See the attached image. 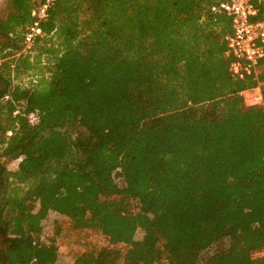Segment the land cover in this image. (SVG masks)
Returning a JSON list of instances; mask_svg holds the SVG:
<instances>
[{
    "label": "trees",
    "instance_id": "16d2710c",
    "mask_svg": "<svg viewBox=\"0 0 264 264\" xmlns=\"http://www.w3.org/2000/svg\"><path fill=\"white\" fill-rule=\"evenodd\" d=\"M38 1L0 18V264H56L50 212L105 240L71 264H264V58L231 77L219 0H55L23 53Z\"/></svg>",
    "mask_w": 264,
    "mask_h": 264
},
{
    "label": "built area",
    "instance_id": "2783aa9c",
    "mask_svg": "<svg viewBox=\"0 0 264 264\" xmlns=\"http://www.w3.org/2000/svg\"><path fill=\"white\" fill-rule=\"evenodd\" d=\"M55 0H40L30 10L31 21L26 25L21 38L23 53H31L38 36L41 21ZM212 12L223 13L230 20V31L225 35V56L228 71L233 79L256 78L260 61L264 58V0H219L210 6ZM245 106L262 103L260 84L238 92ZM31 119L34 118L30 114Z\"/></svg>",
    "mask_w": 264,
    "mask_h": 264
},
{
    "label": "rangeland",
    "instance_id": "374dc122",
    "mask_svg": "<svg viewBox=\"0 0 264 264\" xmlns=\"http://www.w3.org/2000/svg\"><path fill=\"white\" fill-rule=\"evenodd\" d=\"M37 0H35L36 2ZM14 11L12 0H0V18H5L8 13ZM4 39L0 35V43ZM47 73H45L46 75ZM36 76H22L21 82L24 85L31 84ZM3 165L12 170L16 167L17 160H10L8 157L1 158ZM43 233L53 238L58 247V258L56 264H71L77 253L83 249L87 243H92L95 246H102L105 240L101 233L96 230H83L75 232L70 229L67 221L62 215L56 213H48L42 220ZM141 236V231L138 230L135 237ZM1 242V238H0ZM1 246V243H0ZM264 254V248L257 250L253 256ZM162 264V263H157Z\"/></svg>",
    "mask_w": 264,
    "mask_h": 264
},
{
    "label": "flooded vegetation",
    "instance_id": "af4514ba",
    "mask_svg": "<svg viewBox=\"0 0 264 264\" xmlns=\"http://www.w3.org/2000/svg\"><path fill=\"white\" fill-rule=\"evenodd\" d=\"M1 158H4V157H0V167L3 165ZM0 238H1V236H0Z\"/></svg>",
    "mask_w": 264,
    "mask_h": 264
}]
</instances>
